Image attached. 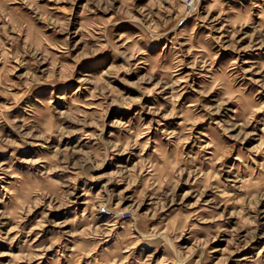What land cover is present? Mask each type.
I'll list each match as a JSON object with an SVG mask.
<instances>
[{"label": "rangeland", "instance_id": "374dc122", "mask_svg": "<svg viewBox=\"0 0 264 264\" xmlns=\"http://www.w3.org/2000/svg\"><path fill=\"white\" fill-rule=\"evenodd\" d=\"M0 264H264V0H0Z\"/></svg>", "mask_w": 264, "mask_h": 264}]
</instances>
